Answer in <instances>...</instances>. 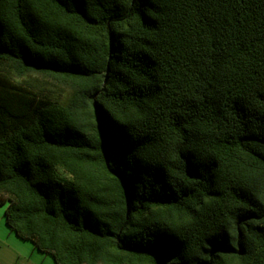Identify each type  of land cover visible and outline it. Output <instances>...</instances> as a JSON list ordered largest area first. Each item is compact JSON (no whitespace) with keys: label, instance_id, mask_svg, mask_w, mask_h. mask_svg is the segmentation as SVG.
Returning a JSON list of instances; mask_svg holds the SVG:
<instances>
[{"label":"trees","instance_id":"1","mask_svg":"<svg viewBox=\"0 0 264 264\" xmlns=\"http://www.w3.org/2000/svg\"><path fill=\"white\" fill-rule=\"evenodd\" d=\"M55 264H264V0H0V206Z\"/></svg>","mask_w":264,"mask_h":264},{"label":"crops","instance_id":"2","mask_svg":"<svg viewBox=\"0 0 264 264\" xmlns=\"http://www.w3.org/2000/svg\"><path fill=\"white\" fill-rule=\"evenodd\" d=\"M26 242L28 241L22 240L11 230L3 210L0 209V264H42L45 262V258L39 257V254L45 253L37 250L32 242L33 247L27 245Z\"/></svg>","mask_w":264,"mask_h":264},{"label":"rangeland","instance_id":"3","mask_svg":"<svg viewBox=\"0 0 264 264\" xmlns=\"http://www.w3.org/2000/svg\"><path fill=\"white\" fill-rule=\"evenodd\" d=\"M5 208H6V205L5 206H0V209L3 210V214H4V211H5ZM27 245H29L30 247H33L32 243L31 242H26ZM39 257L40 258H45V262H43L42 264H54V259L52 256L50 255H46V254H39Z\"/></svg>","mask_w":264,"mask_h":264}]
</instances>
